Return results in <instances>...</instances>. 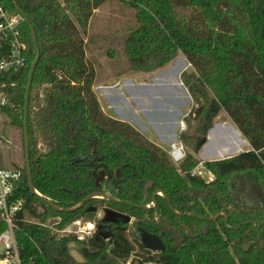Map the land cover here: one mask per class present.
Here are the masks:
<instances>
[{"label": "trees", "instance_id": "16d2710c", "mask_svg": "<svg viewBox=\"0 0 264 264\" xmlns=\"http://www.w3.org/2000/svg\"><path fill=\"white\" fill-rule=\"evenodd\" d=\"M125 1L135 9L136 20L124 41L129 71L153 72L180 54L194 68L183 71L181 79L194 104L185 120L195 125L187 132V124L180 139L189 141L197 154L224 110L251 148L204 162L215 174L212 182L192 176L190 171L201 162L194 154H186L177 166L131 123L101 107L84 34L95 9L106 0H16L35 29L39 54L31 26L21 16L24 63L0 69V92L8 98L0 113L25 139L29 86L33 183L43 197L63 208L52 207L31 189L25 159L14 189V199L24 201L16 219L24 264H126L132 256L130 264H264L260 244L264 241V0ZM0 5L19 14L12 0H0ZM9 52L7 46H0V61ZM102 170L108 177L96 185ZM243 173L260 181L261 200H240L243 194L234 177ZM157 188L164 195L154 196ZM98 192L112 198L93 197L69 210ZM168 198L175 209L186 212L188 225L196 223L207 230L188 235L186 246L172 257L152 253L137 239H129L122 228L109 241L91 236L80 249L84 261L79 262L70 254L66 237L58 238L51 228L27 220L52 217L54 226L65 227L81 218L97 219L89 206L108 205L135 216L139 219L135 225L148 229L157 216L161 223L180 219ZM153 200L156 210L144 208ZM221 212L228 215L220 214L216 221L210 218ZM5 229L0 214V232ZM245 241L252 242L246 251L241 246Z\"/></svg>", "mask_w": 264, "mask_h": 264}, {"label": "rangeland", "instance_id": "374dc122", "mask_svg": "<svg viewBox=\"0 0 264 264\" xmlns=\"http://www.w3.org/2000/svg\"><path fill=\"white\" fill-rule=\"evenodd\" d=\"M135 26V9L129 6L125 0H106L95 9L90 19L88 32L84 34L86 57L96 72L93 88L102 109L107 114L116 118H119L118 115L124 118L129 116L135 118L138 126L131 124L146 137L158 142L160 144L158 146L169 154L171 150L170 132L174 129L175 117H178L179 120L182 117L185 118L194 105L192 97L181 79V74L185 70L194 71V68L185 56L180 54L153 72L129 71L124 52V41ZM178 64V69L174 70ZM183 64L185 65L183 66ZM111 86H115V88ZM153 103L159 107H166V110L170 112L157 111L155 113L152 107ZM164 107L161 108L164 109ZM117 109L120 110L117 111ZM180 110L184 112L188 110V113L179 116L178 111ZM187 124V132H189L195 122ZM144 128H147V131H142ZM158 128L166 134L165 142L159 134ZM176 131L178 134L179 127ZM172 135L171 139L175 138L173 133ZM243 138L238 127L223 110L214 119V125L212 131L208 133L207 142L202 145L197 154L193 153L189 141L181 140L184 142L186 154L192 153L199 161L206 162L235 156L250 149L251 146L246 140L236 149L237 141L243 140ZM24 141L20 129L12 126L9 120L0 113V168L24 167L26 149V145L24 149ZM234 179L238 183L239 193L243 194V197L253 203L260 199L261 184L253 174L243 173L236 175ZM103 215L104 209H101L97 216L103 217ZM30 220L51 228L58 238L66 237L69 240L68 250L72 257L76 261H84L80 249L92 236L88 233L89 230L94 233L95 228L93 229L92 224H95V219L81 218L65 227L54 226L52 217H46L44 221L36 218H30ZM129 228L130 234L136 231L133 224H130ZM80 237L84 239L81 240ZM231 253H234L236 262L239 263L237 254L234 251ZM133 257L129 258L126 264H130Z\"/></svg>", "mask_w": 264, "mask_h": 264}, {"label": "built area", "instance_id": "2783aa9c", "mask_svg": "<svg viewBox=\"0 0 264 264\" xmlns=\"http://www.w3.org/2000/svg\"><path fill=\"white\" fill-rule=\"evenodd\" d=\"M21 15L9 12L0 5V46L10 49L9 56L0 61V69L7 71L24 63L23 50L26 47L21 27ZM8 98L0 92V105H6ZM179 133L176 134V142L170 144L169 156L174 164L179 166L186 157V149L180 139V133L187 129L184 117L179 120ZM192 176H199L207 182L215 180V174L200 162L190 171ZM22 171L18 168H0V214L6 224V229L0 232V264H24L16 238L18 213L24 206L22 199H14V189L20 180ZM30 222V219H27ZM77 222V221H75ZM83 240V237H80Z\"/></svg>", "mask_w": 264, "mask_h": 264}, {"label": "flooded vegetation", "instance_id": "af4514ba", "mask_svg": "<svg viewBox=\"0 0 264 264\" xmlns=\"http://www.w3.org/2000/svg\"><path fill=\"white\" fill-rule=\"evenodd\" d=\"M104 171V170H102ZM106 173V172H105ZM105 177H108V174H106ZM109 195V194H108ZM164 195V193L162 192V190H160V188H157L155 190V195ZM195 195H198L197 192H195ZM110 196V195H109ZM102 198H106V197H102ZM169 199V198H168ZM246 197H243L240 195V200L243 201L245 200ZM249 202H252L250 200H247ZM170 202V209L175 211V213L180 217V219L178 220L177 223H171L170 221H166V223H161V219L157 216L154 218V223H153V227L151 228H144L142 225H135V222H138L139 219H137L135 216H131V219L128 222H125V218L122 216H110L112 217L113 220L111 221H107L105 219V217H107V211L108 210H114L115 212L118 213H122V214H126L125 212H121L118 209L112 208L108 205H104V206H98V205H92L89 207H96V213L98 215L99 211L101 209H104V215L103 217H98L97 219H95V224H92L94 233H92V231L89 230L88 233L93 235H96V238H103L107 241L111 240L117 230L124 228L125 233L127 234V237L131 240L133 239H137L138 241H140L142 244V238H141V231L140 229L143 228L145 230H147L150 234L155 235L156 240H154V244L156 245H160L158 248H148L152 253L155 254H159V253H163L165 252V255L168 257H172L173 255L177 254V252H181L183 250V248L186 246L187 243V238L188 235L191 236H195L200 234V232H206V227L204 226H199L198 224H194L193 227H191L190 225H188L187 221H186V212H181V210L175 209L173 204L171 203V200L169 199ZM260 203H257V205H259ZM147 209H157V201L153 200L152 202H150L149 204L146 205ZM88 207V210H89ZM248 210V209H247ZM92 211V210H90ZM150 213H156V211L150 212ZM149 213V218H151V214ZM220 214H225L228 215L226 212H221L216 216H212L210 217L211 219H213L214 221H216V219L219 217ZM198 216V215H197ZM199 219L203 218L202 216H198ZM99 220V221H98ZM133 220V221H132ZM227 221H229V217H227ZM133 224L134 228H135V232H132V234H130V228L129 225ZM197 228V229H196ZM250 232V231H249ZM248 232V233H249ZM241 239H238V242H240ZM263 241V240H261ZM260 241V244H261ZM144 245V244H143ZM263 245H264V241H263ZM241 246L244 248L247 247V250L252 246V242H248L245 241L243 243H241ZM147 248V247H146Z\"/></svg>", "mask_w": 264, "mask_h": 264}, {"label": "water", "instance_id": "95a60500", "mask_svg": "<svg viewBox=\"0 0 264 264\" xmlns=\"http://www.w3.org/2000/svg\"><path fill=\"white\" fill-rule=\"evenodd\" d=\"M14 2V4L17 6V10L19 12V14L24 18V20H26L30 26H31V31H32V34H33V37H34V40H35V44H36V48H37V52L39 54V47L37 45V42H36V32H35V29L33 27V25L31 24V21H30V18L21 10V8L17 5V2L16 0H12ZM38 58V57H37ZM37 58L35 59L32 67H31V73H30V82L32 80V75H33V71H34V68H35V65L37 63ZM30 82H29V85H30ZM28 97H29V86H28V90H27V95H26V111H25V123H24V133H25V145H26V149H25V159H26V165H27V169H28V175H29V179H30V182H31V189L37 193L38 195H40L42 197V199L49 205H51L52 207L56 208V209H59V210H63V208H59L58 206H56L55 204H53L51 201H49L46 197H43L38 191L37 189L35 188L34 186V183H33V176H32V170H31V165H30V151H29V137H28V128H27V114H28ZM178 114L180 115L181 114V111H178ZM176 119V122H175V125L174 127H177L179 125V119L177 117H175ZM210 131H212V128L210 129ZM177 138L176 134H175V139ZM209 138V137H208ZM207 141V140H206ZM205 141V142H206ZM119 172V171H118ZM106 176V173L105 171H100L99 172V175L97 176V179H96V185H99L100 182L105 178ZM93 197H107V198H112L111 196H109L108 194L106 193H103V192H98V193H94V194H91L90 196H88L85 200H83L80 204H78L77 206L73 207V208H70L69 210H74L78 207H81V206H84V204L86 203L87 200L93 198ZM144 208H147V206H144ZM96 207H89V210H92V211H96ZM107 217H105V219L107 221H111L113 220L112 217L110 216H122L125 218V222H128L131 217L128 216L127 214H122V213H118V212H115L114 210H108L107 212ZM197 229V228H196ZM141 231V238H142V242L143 244L145 245V247L147 248H158L160 245H156L154 244V240H156L155 238V235L153 234H150L147 230L141 228L140 229ZM261 246H263V241H261ZM245 251L247 250V247L244 246L243 248Z\"/></svg>", "mask_w": 264, "mask_h": 264}, {"label": "crops", "instance_id": "0c3cea01", "mask_svg": "<svg viewBox=\"0 0 264 264\" xmlns=\"http://www.w3.org/2000/svg\"><path fill=\"white\" fill-rule=\"evenodd\" d=\"M183 56V55H182ZM111 87H114L115 88V86H111ZM112 89V88H111ZM117 91H118V89H117ZM153 106V110H154V112L156 113L157 111H162V112H170L169 110H166V107H164V106H160L159 107V105H157L156 103H153L152 104ZM160 109H159V108ZM161 107H164V109H162ZM181 111V110H180ZM188 111V110H187ZM186 111V112H187ZM186 112H184V111H181V114L179 115V116H183V115H185V114H187ZM118 115V114H117ZM118 117L122 120H125V121H127V122H129V123H132V124H134V125H136V126H138V124L135 122V118H131V116H129L128 118H124V117H120L119 115H118ZM134 117V116H133ZM178 118V117H177ZM151 122H153V121H151ZM154 122H156V121H154ZM222 123H224L223 121H221ZM235 125V124H234ZM223 126V125H222ZM159 128H161V127H159ZM159 128H158V130H159ZM178 128V126L177 127H174V129H172V133L175 135V134H177V131H176V129ZM142 130V129H141ZM142 131H147V128H144ZM160 131V130H159ZM159 133V132H158ZM160 135H161V137H163V141L165 142L166 141V139H165V136H166V134L165 133H163V132H161L160 131V133H159ZM175 137V136H174ZM166 138H167V136H166ZM170 139H171V136H170ZM245 140L248 142V140L247 139H245V138H243V141L245 142ZM155 142V141H154ZM207 142V141H206ZM205 142V143H206ZM156 144H158V145H160L158 142H155ZM204 143V144H205ZM203 144V145H204ZM248 144H250L249 142H248ZM251 146V145H250Z\"/></svg>", "mask_w": 264, "mask_h": 264}, {"label": "bare ground", "instance_id": "6f19581e", "mask_svg": "<svg viewBox=\"0 0 264 264\" xmlns=\"http://www.w3.org/2000/svg\"><path fill=\"white\" fill-rule=\"evenodd\" d=\"M184 65H185V64H183V66H184ZM178 67H179V64H178L176 67H174V70H175V69H178ZM176 72H177V71H176ZM174 74H175V72H174ZM175 77H176V76H175ZM177 78H178V77H177ZM180 84H181V82H180ZM174 91H175V90H174ZM118 110H120V109H117V111H118ZM121 111H122V110H121ZM122 112H123V111H122ZM122 112H121V113H122ZM126 117H127V116H126ZM127 118H128V117H127ZM172 132H173V131L171 130V132H170V133H171V136H173V135H172ZM169 140H170V144L176 142V139H175V138H172V139H169ZM237 142H238V143H237V147H236V149L239 148L240 144L243 143L244 141H243V140H240V141H237Z\"/></svg>", "mask_w": 264, "mask_h": 264}]
</instances>
